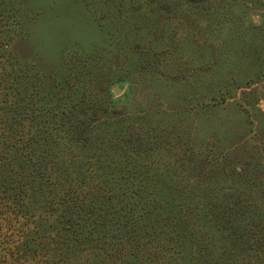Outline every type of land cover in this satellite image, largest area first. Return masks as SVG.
<instances>
[{"label":"rangeland","instance_id":"obj_1","mask_svg":"<svg viewBox=\"0 0 264 264\" xmlns=\"http://www.w3.org/2000/svg\"><path fill=\"white\" fill-rule=\"evenodd\" d=\"M0 4V123L37 142L42 184L122 196L90 214L0 186V264H264V0ZM6 157L10 183L25 164Z\"/></svg>","mask_w":264,"mask_h":264},{"label":"trees","instance_id":"obj_2","mask_svg":"<svg viewBox=\"0 0 264 264\" xmlns=\"http://www.w3.org/2000/svg\"><path fill=\"white\" fill-rule=\"evenodd\" d=\"M1 6L2 5L0 4V27H1V29H3L4 27H2V24L5 23L3 19L5 18V12H7V11L3 10L1 8ZM1 48H2V46H1ZM9 50H10V53L8 52L9 54H11V55L14 54V52H12V50L10 48H9ZM0 54L3 55L1 51H0ZM109 90L108 89L105 90V97L107 98V100H109V102H112L113 98H112V94L110 93ZM0 96H4V93L2 91L0 93ZM90 123H92V124L96 123V120L91 119ZM115 123H118V121ZM89 125L90 124L87 120L85 121L84 124H80V126H82L84 129H88V132L90 130ZM114 125H118V124H114ZM114 125H111V126H114ZM80 126L76 125V126H74V128L75 127L79 128ZM82 127H80V128H82ZM84 133H85V131H84ZM89 141H90L89 138L77 139V140L75 138L72 140H67V138H66V139H60L59 143L63 144L64 142H67V143L71 142L70 143V145H71V144H75V143L79 144L82 142L88 143ZM27 143L24 144L23 141L15 134V129H14L12 123L11 124L6 123L4 125H2L0 123V164H1V166L2 167L10 166L7 164L4 165V163L6 161L5 159L7 158L6 156H8V154L11 155L12 160H14L13 162L16 163V165H17V161L18 162H24V164H25L24 167L20 168V172H19V170H17V171L14 170L15 166H13L10 169V172L13 175H17L18 177L17 176H16L17 178L13 177L11 179L10 183L0 182V186H2V187L14 186L16 188H19L20 186L26 185V186H29L33 190V192H35V191L45 192V194L49 195V198H51L52 200H56L58 202L60 201V204H61L60 206L64 210L68 209V210L74 211L75 209H79L80 205H81L82 207L85 206V208H87L90 211V214H94V209L92 206H94L95 200H98L100 198L107 199V198H105V196H103V197L99 196V194L101 193L100 190L107 192V195L109 196V200L113 199V198L122 197L120 195L121 192L119 193L115 188H111V189L106 190V189L102 188L101 186L88 185L85 188L81 189V187H75V186H70L67 188L64 186L58 187L56 184L49 185V186L42 184V181L44 179H46L45 174H47V173L45 171H43L42 168H40V165L38 167L37 163L34 161V159H32L33 153L30 151V149L38 151V149H35L33 147L37 142H30V141L28 142L27 141ZM50 148L51 147L49 146V148L45 149V151H43V152L48 153V150H50ZM27 149H28V151H27ZM65 149H66V147H65ZM75 157H76V155L73 157L71 154V158H69V161H65L64 164H66L68 167V168H66L67 173H68L69 169L72 168L71 164H75L77 162V161L75 162V160H76ZM32 160L34 163H32ZM99 161H101L100 158H99ZM29 168H33L35 171H33V173L27 172L29 170ZM24 180H26V182H24ZM78 190H80V191L78 192ZM17 191H18V193H17L16 197L13 199V201L15 203L19 204V202H17V201H19V197H21V196L24 197L23 196L24 193H23V191H21L19 189H17ZM45 204L49 205V202L45 200ZM122 211L123 210L120 209L118 212L120 213ZM50 212L59 213L58 210L48 211V213H50ZM145 215H146L145 205L140 208V211L136 208L131 209L130 210V216H131L132 221L130 224L134 227V225L138 224L139 222L142 223ZM120 231L124 232V228H121ZM121 236L123 237L124 235L122 234ZM76 240H78L79 242H81L83 240V238H81L80 233L77 234L75 241ZM88 241L93 242L94 239H88ZM32 246L36 247L37 244L33 243Z\"/></svg>","mask_w":264,"mask_h":264},{"label":"clouds","instance_id":"obj_3","mask_svg":"<svg viewBox=\"0 0 264 264\" xmlns=\"http://www.w3.org/2000/svg\"><path fill=\"white\" fill-rule=\"evenodd\" d=\"M46 31H47L46 24L42 23L41 25H39L34 30L35 39L37 41L42 40L46 35ZM29 47H32L34 55L43 52L45 59L48 60L49 62H54V60L56 59V53L51 46L42 45V44H37L36 46H33V44L30 43Z\"/></svg>","mask_w":264,"mask_h":264},{"label":"water","instance_id":"obj_4","mask_svg":"<svg viewBox=\"0 0 264 264\" xmlns=\"http://www.w3.org/2000/svg\"><path fill=\"white\" fill-rule=\"evenodd\" d=\"M114 93H115V95H119V94L121 93V91H120V89L116 88V89L114 90Z\"/></svg>","mask_w":264,"mask_h":264}]
</instances>
